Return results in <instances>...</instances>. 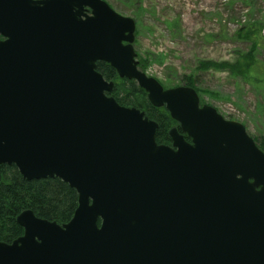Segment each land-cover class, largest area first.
Here are the masks:
<instances>
[{
	"label": "water",
	"instance_id": "water-1",
	"mask_svg": "<svg viewBox=\"0 0 264 264\" xmlns=\"http://www.w3.org/2000/svg\"><path fill=\"white\" fill-rule=\"evenodd\" d=\"M0 2V164L77 193L65 223L21 211L0 264H264V151L242 123L139 69L135 21L105 0ZM98 61L190 141L173 126L157 143Z\"/></svg>",
	"mask_w": 264,
	"mask_h": 264
},
{
	"label": "rangeland",
	"instance_id": "rangeland-1",
	"mask_svg": "<svg viewBox=\"0 0 264 264\" xmlns=\"http://www.w3.org/2000/svg\"><path fill=\"white\" fill-rule=\"evenodd\" d=\"M105 1L134 19V49L138 60H147V75L167 88L185 85L183 77L191 75L202 104L242 123L253 139L264 137V0ZM250 25L260 27L263 37L253 49L255 79L197 68L201 60L233 62L249 51L251 41L238 33Z\"/></svg>",
	"mask_w": 264,
	"mask_h": 264
},
{
	"label": "trees",
	"instance_id": "trees-1",
	"mask_svg": "<svg viewBox=\"0 0 264 264\" xmlns=\"http://www.w3.org/2000/svg\"><path fill=\"white\" fill-rule=\"evenodd\" d=\"M260 32V27L250 25L242 34L238 33L241 38L250 40L253 46L246 53L239 54L235 61L201 60L197 68L226 70L232 76L241 77L245 81L255 79L257 62L253 49L255 50V46L263 39ZM141 59L138 60V67L143 70L147 60ZM96 69L107 81L113 82V88L109 94L119 104L139 108L149 119L157 122L158 127L155 131L157 143L170 144L168 131L173 126L182 132L164 106L155 107L149 102L147 93L135 80L119 77L110 64L102 61L96 62ZM183 83L191 87L195 85L191 75L184 76ZM183 134L184 138L190 141L189 137ZM254 140L264 151V137L254 138ZM76 207V191L60 178L27 180L22 177L15 165L0 164V241L11 242L23 233V228L17 223L16 216L25 209H31L38 217L61 224L71 219Z\"/></svg>",
	"mask_w": 264,
	"mask_h": 264
},
{
	"label": "flooded vegetation",
	"instance_id": "flooded-vegetation-1",
	"mask_svg": "<svg viewBox=\"0 0 264 264\" xmlns=\"http://www.w3.org/2000/svg\"><path fill=\"white\" fill-rule=\"evenodd\" d=\"M0 4H1V2H0ZM2 4L7 6L8 3H6V2H4V0H2ZM1 9L3 10V7ZM3 39H5V37L0 34V41L3 40Z\"/></svg>",
	"mask_w": 264,
	"mask_h": 264
}]
</instances>
